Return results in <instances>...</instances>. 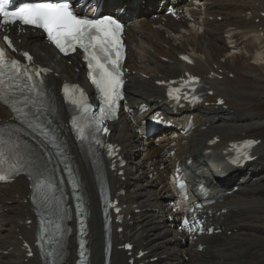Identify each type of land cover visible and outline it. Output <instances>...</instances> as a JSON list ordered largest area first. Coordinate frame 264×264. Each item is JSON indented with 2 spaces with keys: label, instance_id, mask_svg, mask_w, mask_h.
<instances>
[{
  "label": "bare ground",
  "instance_id": "bare-ground-1",
  "mask_svg": "<svg viewBox=\"0 0 264 264\" xmlns=\"http://www.w3.org/2000/svg\"><path fill=\"white\" fill-rule=\"evenodd\" d=\"M160 1L114 0L105 3L111 7L120 6L118 10H128L126 19L133 20L126 32L129 47L126 68L130 75L125 86V99L134 113L145 104L149 112L160 111L182 126L191 117L197 128L188 138L163 137L157 147L148 140L141 149L138 144L142 141L124 114L118 123L109 124L108 141L122 148L121 154L126 162L124 168H117L115 172L106 170L111 195L123 206L122 224H113L109 264H127L129 258L118 248L127 242L134 245L132 257L139 251L147 253L134 264H264V173L256 176L264 171V65L253 67V63H249V60L259 63L264 55V50L262 53V48L258 49V46L264 48V0H201L200 8L204 11L192 9L188 15L183 9L192 6L189 0H162L166 1L165 8L171 5L179 12L180 21L169 17L154 19ZM188 16L194 20H189ZM218 17L220 22H217ZM191 27H198L202 32L197 33ZM223 34H229L230 39H225ZM12 36L16 45L33 55L36 63L51 71L47 82L56 106V119L67 140L89 211V264H105L95 174L65 132L69 115L59 95L63 82L83 85L84 73L75 58L64 63L56 50L46 44L41 33L18 36L12 31ZM18 40H21L19 44ZM229 40L232 47L226 45ZM260 41L263 42L258 43ZM179 55L192 57L195 65L184 67L177 60ZM185 71L201 77L203 88L214 95L205 97L208 107L191 112L184 110L180 116L174 117L164 102L163 89L155 84L177 79ZM209 74H217L219 78L207 79ZM218 98L224 99L222 106L216 105ZM144 117L134 119L138 122ZM11 118L12 115L0 107V119L10 122ZM119 126L122 130L117 136ZM214 138L220 142L208 146ZM244 139L261 140L254 150L258 158L244 168L222 167L217 172L219 177L224 175L227 178L219 184L217 193L231 191L236 183L239 187L234 195L218 197L223 203L213 214L229 210L226 215L219 214L212 219V224L222 231L221 236H203L192 244L187 236L171 231L168 216L175 217L169 207L174 201L168 199L170 188L162 178L172 167L173 161L168 154L174 151L173 156L181 163L191 158V166L186 171L192 175L194 171L204 173L212 169L204 152L213 150L217 161L222 162L221 153L228 144ZM172 140L176 145L169 147ZM105 166L108 169L107 163ZM118 171L124 172L126 181L116 175ZM131 172L132 177H129ZM149 174L153 175L150 179L147 178ZM29 186L25 178L0 186V264H42L35 250L34 257L28 259L23 248L25 241L31 246L35 242ZM120 190L125 191L124 195H118ZM72 228L73 236L67 242L63 264H75L76 261L74 221ZM120 228L123 231L118 233ZM198 243L205 246L204 250H198ZM153 258L157 261L151 262Z\"/></svg>",
  "mask_w": 264,
  "mask_h": 264
},
{
  "label": "snow or ice",
  "instance_id": "snow-or-ice-1",
  "mask_svg": "<svg viewBox=\"0 0 264 264\" xmlns=\"http://www.w3.org/2000/svg\"><path fill=\"white\" fill-rule=\"evenodd\" d=\"M0 19L5 24L21 22L24 25L42 28L61 52L75 51L77 46L83 49L91 70L92 83L99 90L109 112L114 110L116 101L121 95L122 84L120 71L122 26L116 19L111 16L81 17L73 12L69 3L63 0L21 3L11 11L8 10V0H0ZM8 43L11 46V42ZM24 55L29 60L31 59L27 53ZM20 67L18 61H9L4 49H0V84L4 83L2 77L5 68H10L19 76ZM24 74L29 81L32 80V76L27 74L26 70ZM36 74L39 75V71ZM32 87L34 88L35 85ZM89 110L90 108H85L86 112ZM14 111H19V109H14ZM101 111L104 112L105 109ZM73 123L76 122L73 121ZM78 131L83 138L84 129L79 128ZM3 178L0 176V179Z\"/></svg>",
  "mask_w": 264,
  "mask_h": 264
},
{
  "label": "rangeland",
  "instance_id": "rangeland-1",
  "mask_svg": "<svg viewBox=\"0 0 264 264\" xmlns=\"http://www.w3.org/2000/svg\"><path fill=\"white\" fill-rule=\"evenodd\" d=\"M247 20V19H246ZM249 20H252V18L251 19H249ZM218 22H220V18L218 19ZM195 31L197 32V33H200V32H202V30L201 29H198V28H196L195 29ZM166 37V36H165ZM168 37V36H167ZM166 37V38H167ZM223 37H225V39H230V36H229V34H223ZM20 42V40L18 41V43ZM261 42H263V41H260V42H258V43H261ZM226 45L227 46H229V47H232V44H231V40H229L228 42H226ZM262 48V49H261ZM258 49L260 50L261 49V52L264 50V48L262 47V46H258ZM264 52V51H263ZM262 52V53H263ZM253 56L254 57H256V54L254 53L253 54ZM263 56V57H262ZM261 57H260V59L261 60H259L260 62L258 63L256 60H249V63H253V67H257V66H260V65H264V55H262ZM257 59V58H256ZM258 64V65H257ZM230 79H232V78H230ZM264 173V171L262 170V171H260L259 173H257L256 174V176H258V175H260V174H263ZM131 177H132V174H131ZM129 181H130V179H129ZM144 194V193H143ZM146 195V194H145ZM144 198V197H143ZM255 235H257V233H255Z\"/></svg>",
  "mask_w": 264,
  "mask_h": 264
}]
</instances>
